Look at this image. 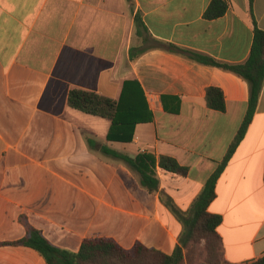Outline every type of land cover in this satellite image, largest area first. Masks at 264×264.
<instances>
[{
  "label": "crops",
  "instance_id": "0c3cea01",
  "mask_svg": "<svg viewBox=\"0 0 264 264\" xmlns=\"http://www.w3.org/2000/svg\"><path fill=\"white\" fill-rule=\"evenodd\" d=\"M212 0H0V264H47L34 249L8 245L26 224L55 247L79 252L87 238L137 243L186 261L194 204L227 155L248 111L249 85L237 75L151 49L150 36L216 60L244 63L254 25L249 0H227L224 16L205 17ZM264 31V0H254ZM137 79L155 120L131 143L110 142L111 122L71 108L82 89L117 99ZM222 89L226 111L207 107L208 87ZM162 96L180 99L168 112ZM168 107H175L170 102ZM169 156L187 176L156 167L150 191L125 158ZM208 212L222 217L223 259L249 264L264 256V85L239 147L220 174ZM203 243H199L201 246ZM190 258V259H189ZM198 259L194 260L197 264Z\"/></svg>",
  "mask_w": 264,
  "mask_h": 264
},
{
  "label": "trees",
  "instance_id": "16d2710c",
  "mask_svg": "<svg viewBox=\"0 0 264 264\" xmlns=\"http://www.w3.org/2000/svg\"><path fill=\"white\" fill-rule=\"evenodd\" d=\"M250 15L254 25V37L248 59L241 64H231L172 43H164L153 39L140 17L136 18L137 35L147 46L144 49L131 48L130 60L137 61L143 53L151 49H161L185 57L195 63L219 68L242 78L249 85L248 111L244 121L232 142L229 151L220 163L217 171L209 178L201 194L195 201L194 214L190 223V232L184 247L189 242L205 240L206 260L203 264H232L223 259L222 238L217 232L222 217L208 212L210 203L216 198V185L220 174L244 139L253 120L260 95L264 85V31L257 26L253 13L254 0H249ZM229 9L227 0H212L206 10L205 17L214 20L225 15ZM163 105L168 112L177 114L181 101L177 97L162 96ZM205 101L207 107L219 111H226V100L222 89L211 86L206 90ZM174 102L175 107H168ZM71 108L85 114L100 117L111 122L107 135L110 142L131 143L135 136V129L139 124L151 123L155 120L145 91L137 79L126 80L117 99H113L96 92L82 89H72L68 95ZM140 173L142 184L150 191H155L159 181L155 175L156 167L170 173L187 176L189 169L181 166L176 159L160 156L157 160L152 154H139L135 159L125 158ZM27 236L8 245L23 246L36 250L47 264H193L186 261L183 250L179 247L173 254H166L161 250L148 248L137 243L132 249L121 247L114 239L107 237L87 238L83 241L79 252H70L51 244L42 233L26 224ZM190 259V258H189ZM249 264H264V256Z\"/></svg>",
  "mask_w": 264,
  "mask_h": 264
},
{
  "label": "rangeland",
  "instance_id": "374dc122",
  "mask_svg": "<svg viewBox=\"0 0 264 264\" xmlns=\"http://www.w3.org/2000/svg\"><path fill=\"white\" fill-rule=\"evenodd\" d=\"M199 243H203L201 246H198ZM193 247L191 250H189V252L191 251V253L195 254V258L192 260H196L197 264H203L206 260V242L205 240H201V241H197V242H193ZM193 264H195V262H193Z\"/></svg>",
  "mask_w": 264,
  "mask_h": 264
}]
</instances>
